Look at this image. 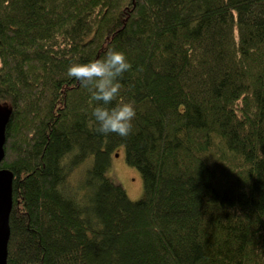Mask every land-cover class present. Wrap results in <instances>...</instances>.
Instances as JSON below:
<instances>
[{
	"label": "trees",
	"instance_id": "16d2710c",
	"mask_svg": "<svg viewBox=\"0 0 264 264\" xmlns=\"http://www.w3.org/2000/svg\"><path fill=\"white\" fill-rule=\"evenodd\" d=\"M126 54L101 136L70 64ZM8 264H264V0H0ZM125 148L144 193L109 170Z\"/></svg>",
	"mask_w": 264,
	"mask_h": 264
},
{
	"label": "clouds",
	"instance_id": "9594fccd",
	"mask_svg": "<svg viewBox=\"0 0 264 264\" xmlns=\"http://www.w3.org/2000/svg\"><path fill=\"white\" fill-rule=\"evenodd\" d=\"M132 69L126 54L110 49L106 55L88 63H73L66 75L74 78L96 102L90 118L92 129L101 136L116 134L127 138L133 132L137 110L132 102H119L121 80Z\"/></svg>",
	"mask_w": 264,
	"mask_h": 264
},
{
	"label": "water",
	"instance_id": "95a60500",
	"mask_svg": "<svg viewBox=\"0 0 264 264\" xmlns=\"http://www.w3.org/2000/svg\"><path fill=\"white\" fill-rule=\"evenodd\" d=\"M9 117L8 106L0 104V163L5 156L6 127ZM13 181L14 173L10 169L0 168V264H8Z\"/></svg>",
	"mask_w": 264,
	"mask_h": 264
},
{
	"label": "rangeland",
	"instance_id": "374dc122",
	"mask_svg": "<svg viewBox=\"0 0 264 264\" xmlns=\"http://www.w3.org/2000/svg\"><path fill=\"white\" fill-rule=\"evenodd\" d=\"M109 173L115 175L131 199L137 200L143 196L142 174L139 169L127 162L124 147L121 148L120 155L116 154L113 159Z\"/></svg>",
	"mask_w": 264,
	"mask_h": 264
},
{
	"label": "bare ground",
	"instance_id": "6f19581e",
	"mask_svg": "<svg viewBox=\"0 0 264 264\" xmlns=\"http://www.w3.org/2000/svg\"><path fill=\"white\" fill-rule=\"evenodd\" d=\"M10 239V238H9Z\"/></svg>",
	"mask_w": 264,
	"mask_h": 264
}]
</instances>
